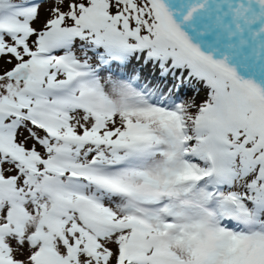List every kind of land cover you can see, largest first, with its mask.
I'll return each instance as SVG.
<instances>
[{
	"label": "snow or ice",
	"instance_id": "6c2138e0",
	"mask_svg": "<svg viewBox=\"0 0 264 264\" xmlns=\"http://www.w3.org/2000/svg\"><path fill=\"white\" fill-rule=\"evenodd\" d=\"M0 264H264V0H0Z\"/></svg>",
	"mask_w": 264,
	"mask_h": 264
}]
</instances>
